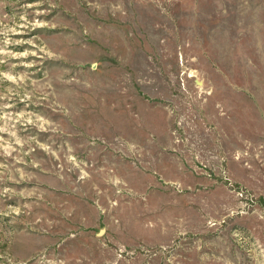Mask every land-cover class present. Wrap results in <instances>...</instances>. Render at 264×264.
<instances>
[{"label":"rangeland","instance_id":"374dc122","mask_svg":"<svg viewBox=\"0 0 264 264\" xmlns=\"http://www.w3.org/2000/svg\"><path fill=\"white\" fill-rule=\"evenodd\" d=\"M0 264H264V0H0Z\"/></svg>","mask_w":264,"mask_h":264}]
</instances>
